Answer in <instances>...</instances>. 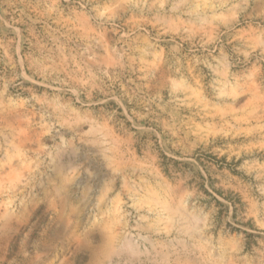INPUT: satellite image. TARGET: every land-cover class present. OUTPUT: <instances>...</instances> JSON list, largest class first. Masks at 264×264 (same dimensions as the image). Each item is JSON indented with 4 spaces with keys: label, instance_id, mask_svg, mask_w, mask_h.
<instances>
[{
    "label": "rangeland",
    "instance_id": "rangeland-1",
    "mask_svg": "<svg viewBox=\"0 0 264 264\" xmlns=\"http://www.w3.org/2000/svg\"><path fill=\"white\" fill-rule=\"evenodd\" d=\"M0 264H264V0H0Z\"/></svg>",
    "mask_w": 264,
    "mask_h": 264
}]
</instances>
